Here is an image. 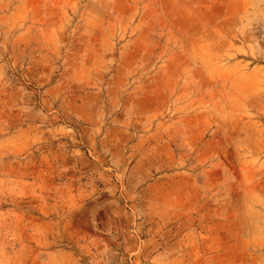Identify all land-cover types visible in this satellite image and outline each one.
<instances>
[{"label": "rangeland", "instance_id": "obj_1", "mask_svg": "<svg viewBox=\"0 0 264 264\" xmlns=\"http://www.w3.org/2000/svg\"><path fill=\"white\" fill-rule=\"evenodd\" d=\"M0 264H264V0H0Z\"/></svg>", "mask_w": 264, "mask_h": 264}]
</instances>
